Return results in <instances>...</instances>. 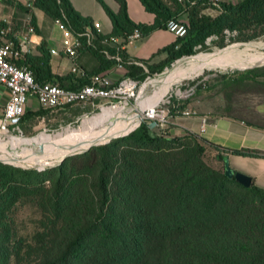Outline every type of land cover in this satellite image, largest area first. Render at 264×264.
I'll return each instance as SVG.
<instances>
[{"label":"trees","instance_id":"1","mask_svg":"<svg viewBox=\"0 0 264 264\" xmlns=\"http://www.w3.org/2000/svg\"><path fill=\"white\" fill-rule=\"evenodd\" d=\"M96 1L111 24V32L104 37L68 0H31L30 9L16 0H0V5L29 14L36 35L40 34L31 9L48 21L58 20L72 34L87 30L89 45L83 41V49L93 53L99 67L87 77L119 64L125 77L139 82L151 71L192 55L196 46L224 28L241 25L264 34V0L223 6L229 15L213 19L191 15L184 37L160 51L166 58L158 66H144L145 74L116 48L97 47L98 43L118 39L125 44L134 30L141 37L161 29L193 0L181 4L137 0L154 16L150 26L129 20L124 0H111L115 10ZM12 36L13 32L4 39L15 43ZM40 36L34 53L23 55L15 64L25 67L40 85L70 90L82 85L85 79L73 74L51 73L46 37ZM36 114L24 111L21 120ZM183 133L186 142L154 135L141 124L128 138L70 162L66 172L50 180L55 185L51 189L41 180L15 184L7 174L0 176V264H264V190L252 180L249 188H243L200 159L206 148L249 158L264 154L224 150Z\"/></svg>","mask_w":264,"mask_h":264},{"label":"rangeland","instance_id":"2","mask_svg":"<svg viewBox=\"0 0 264 264\" xmlns=\"http://www.w3.org/2000/svg\"><path fill=\"white\" fill-rule=\"evenodd\" d=\"M16 1L27 9L32 7L31 0ZM102 1L105 2L104 4L107 7L112 9L113 2L111 0ZM175 1L179 4L183 3V0ZM203 1V4H197L196 0L190 1L189 7L182 6V12L174 16L173 19L180 20L188 25V19L191 15H196L197 18L203 16L208 19L216 18L221 14L229 15L226 13L225 8L222 9V7L236 5L242 0ZM73 2L80 14L97 20L101 9L96 0H73ZM31 13L35 18V26L40 35L48 34L52 28V45L57 49L60 32L55 26V22L58 20L53 22L48 21L40 12L34 9H31ZM162 19L160 18L159 20ZM24 22H30L29 14H22L15 8L3 3L0 5V23L8 29V34L11 32L15 34ZM21 32L24 31L21 30ZM157 37L158 39L160 38L159 35ZM217 52H221L219 56L220 63L209 68H204L199 73L192 74L194 66L186 62L187 60L215 55ZM32 54L30 53L29 55ZM159 68L151 71V73L147 71L148 79L145 78L138 82L136 94L126 105L114 104L104 107H121L120 114L122 117L130 115L132 112H138L141 119L137 124L128 126L122 129L123 131L117 130L118 132L116 131L111 135L112 138L110 137L101 143L89 147L79 154L60 159L52 158V155L58 153L57 150L47 149L43 151L44 147L25 151L24 155H26V159L9 158L6 154L8 153L7 151L0 153V176L7 174L15 184L21 181L31 182L41 180L44 181L45 187L51 189L55 185L51 184L50 180L55 181L58 174L66 172L70 162L78 161L80 157L88 153L91 156L94 150L108 146L113 141L128 138L129 134L135 131L141 124L147 125V128L154 135L168 136L172 139L179 138V141L184 142L188 141V139H185L186 135L183 132L175 135L179 132L175 130L173 124L177 118L181 117V113L186 111L193 112L194 109L201 112L212 110L213 112L211 113L214 114L231 112L230 110H226V108L224 109V107L226 100L228 102L230 100L229 96L233 94V100H235L236 95H240L248 97L247 100L251 105L255 102L254 96H247L246 92L250 93L252 88L264 83V34L241 25H236L233 29L224 28L220 33L208 36L202 45L196 46L192 55L181 57L166 67ZM176 68L181 70L182 74L187 78L174 83L170 88L164 89V87V93H162V88L157 82L167 78ZM143 95H146L145 100H143ZM171 99L174 100V105ZM154 103H157L154 108L157 116L146 118V113L144 115L146 108L155 105ZM141 105L143 106L142 109ZM97 107L92 108L85 105L64 110L45 111L38 108L37 102L34 99H29L25 105V109L29 112L35 108L36 116L27 120L22 119L19 132L0 133V141H7L8 139L13 141L18 139L31 140L39 135H52L67 128L75 129L83 127L91 122L92 117L102 114L106 110L104 108L98 109ZM115 117H112L111 120H115ZM259 117V123L261 124L257 126L264 128V115ZM106 118L111 117L108 115ZM117 143L123 144L122 142ZM209 149L203 150L200 158L201 162L209 169L222 174V161L215 159L211 153H208Z\"/></svg>","mask_w":264,"mask_h":264},{"label":"crops","instance_id":"3","mask_svg":"<svg viewBox=\"0 0 264 264\" xmlns=\"http://www.w3.org/2000/svg\"><path fill=\"white\" fill-rule=\"evenodd\" d=\"M68 1L78 15L83 18L90 19L92 24L98 23L99 27L96 30L97 34L104 37L111 32L110 21L102 9L100 10L99 16L96 20L95 18H90L80 14L75 7L73 0ZM124 1L126 4L127 17L133 24L143 26L152 25L154 16L145 12L137 0ZM102 2L105 3L104 1ZM115 8L116 7L113 4L112 10H115ZM52 35V28L48 34L44 35L46 37L48 51H56L60 46L59 39L58 48H54L52 45ZM158 35L161 39H158ZM40 40V35H33L30 38V44H28V54L34 53L35 47L38 46ZM175 41L176 38H174L171 34L163 31L162 29H156L129 43L126 42L125 44H121L120 40L113 39L109 42H99L97 47L108 49L116 48L128 58V61L134 63L135 66L142 68L143 72L147 74V70L144 66L150 68L158 66L166 58V54L160 51ZM80 52L81 53H79L77 59L75 60L76 67L83 70L87 74L96 72L99 67L95 64V57L93 56V53H89L84 49H81ZM98 53L102 54L101 52ZM103 53L105 59H108L106 53ZM70 65V62L67 59L50 55V70L54 75L59 77L67 76L69 74ZM103 73L108 74L112 82H116L126 76L125 70L119 64L111 66ZM232 96H229L230 100H228V102L226 100V105L224 107V109L226 108V110H230L231 112H219L214 114L211 113L213 112L212 110L201 112L194 109L192 115L177 118L173 125L175 130L179 133H176L175 135H178L181 132H187L194 134L208 143L224 150H245L264 154V128L257 126L261 124L259 123V116L264 115V98H259L257 102H254L251 105L249 104L247 100L248 97L246 96L243 97L236 95L234 98L235 100H233ZM3 100V92L0 89V114L3 106ZM35 108L32 111H29V113L35 112ZM24 111L26 113L28 112L25 108ZM201 119L204 120L203 124ZM201 126H203V132H200ZM210 149L207 152L211 153L215 159L222 161L221 158L226 157L228 166L233 171L248 176L257 188L264 190V156L256 158L240 157L233 156L228 153L218 154L215 150ZM219 157L221 158L219 159Z\"/></svg>","mask_w":264,"mask_h":264},{"label":"built area","instance_id":"4","mask_svg":"<svg viewBox=\"0 0 264 264\" xmlns=\"http://www.w3.org/2000/svg\"><path fill=\"white\" fill-rule=\"evenodd\" d=\"M55 26L60 32V46L56 51L50 50L49 54L67 59L71 64L69 73L75 78L85 79V82L73 90L61 88L55 84L36 83L25 67L15 64L29 52L30 38L35 35L33 27L29 22H24L15 34L13 33L12 38L15 43L4 39L8 34V29L5 27L0 29V89L4 99L0 114L1 134L20 131V120L29 99H34L38 107L46 111L85 105L92 108L98 106L97 108L101 109L114 104L126 105L136 94L138 82L130 78L122 77L112 82L106 73L92 74L87 77L83 70L76 67L75 60L83 49V41L85 45H89V32L85 30L83 33L72 34L58 21L55 22ZM92 27L97 30L99 25L93 23ZM186 27L185 22L170 18L162 24L161 29L179 39L184 37ZM139 38L138 31L134 30L127 42ZM192 114L186 111L181 113V117ZM155 116L157 113L154 111L150 118ZM201 122L203 124L204 120L201 119ZM200 132H203V126Z\"/></svg>","mask_w":264,"mask_h":264},{"label":"bare ground","instance_id":"5","mask_svg":"<svg viewBox=\"0 0 264 264\" xmlns=\"http://www.w3.org/2000/svg\"><path fill=\"white\" fill-rule=\"evenodd\" d=\"M220 53L221 52H217L215 55L206 56L203 58H191L186 62H189L194 66V68L192 69V74L199 73L204 68H209L213 65H216L217 63H220ZM184 78L187 77L182 74L181 70H178V68H176L175 71L171 73L167 78L161 79V81L157 83L160 84V87L162 88L161 90L163 91L162 93H164V89L170 88L174 83ZM143 98V100H145L146 95H143ZM154 104L155 105L146 108L144 112V115L146 113V117H152L154 108L157 103ZM140 107L141 109L143 108L142 105ZM104 109L106 110L102 114L92 117L91 122L83 127H78L75 129L67 128L52 135H39L31 140H1L0 153H5L7 151L8 153L6 154L9 158L26 159L27 157L26 155H24L25 151H28L30 149L36 150L39 147H44L43 151H46L47 149L58 151V153L52 155V158L60 159L63 157H69L79 154L83 150L101 143L109 139L110 137L112 138L111 135L114 134L117 130H122L128 126H133L137 124L141 119L138 112H132V114L126 117L123 115L124 117H122L120 114L121 107H109ZM108 115H110L111 118H106V116ZM112 117H115L116 119L111 120ZM105 119H107V121L104 122Z\"/></svg>","mask_w":264,"mask_h":264},{"label":"water","instance_id":"6","mask_svg":"<svg viewBox=\"0 0 264 264\" xmlns=\"http://www.w3.org/2000/svg\"><path fill=\"white\" fill-rule=\"evenodd\" d=\"M222 163H223L222 164L223 165L222 166V168H223L222 174L225 178L233 179L234 182H236L238 185L242 186L243 188L247 189L250 187L251 179L242 173L233 171L228 166L226 157H223Z\"/></svg>","mask_w":264,"mask_h":264},{"label":"flooded vegetation","instance_id":"7","mask_svg":"<svg viewBox=\"0 0 264 264\" xmlns=\"http://www.w3.org/2000/svg\"><path fill=\"white\" fill-rule=\"evenodd\" d=\"M246 94L247 96H254L253 99L255 100V102H257L259 98H264V83L261 85H257L255 88H252L251 92H246Z\"/></svg>","mask_w":264,"mask_h":264}]
</instances>
